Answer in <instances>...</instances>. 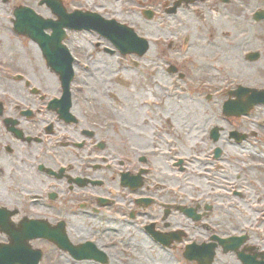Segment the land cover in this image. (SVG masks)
Returning <instances> with one entry per match:
<instances>
[{
    "label": "flooded vegetation",
    "instance_id": "obj_1",
    "mask_svg": "<svg viewBox=\"0 0 264 264\" xmlns=\"http://www.w3.org/2000/svg\"><path fill=\"white\" fill-rule=\"evenodd\" d=\"M177 1L158 0L159 13L174 19L181 9L208 3L207 11L219 9L230 22L221 34L248 29L253 48L242 59L264 66V0H191L174 7ZM8 3L0 0V12ZM28 7L54 20L44 0ZM81 70L77 76L73 66L67 96L52 66L0 63V244L17 236L40 250L39 264L61 256L83 264H264V201L251 186L264 174V161L232 158L229 165L224 158L226 147L241 156L243 134H255L179 121L170 101L158 114L154 97L122 109L107 84L96 94V67ZM177 71L167 69L180 80L186 76ZM113 82L129 87L118 75ZM87 87L91 93L81 95ZM227 195L240 207H222ZM245 197H255L250 207ZM246 211L252 221H244ZM43 230L63 249L41 237Z\"/></svg>",
    "mask_w": 264,
    "mask_h": 264
},
{
    "label": "rangeland",
    "instance_id": "obj_2",
    "mask_svg": "<svg viewBox=\"0 0 264 264\" xmlns=\"http://www.w3.org/2000/svg\"><path fill=\"white\" fill-rule=\"evenodd\" d=\"M36 1L10 0L8 4L2 5V66H15L17 69L46 66L34 45L25 38L16 37L10 29L12 7L18 4L35 7ZM63 1L68 10H89L130 26L137 35L149 42V48L141 56L122 55L94 31L69 32L65 43L75 59L73 66H76V75H81L83 66L97 68L94 75L96 94L102 96V88L107 84L111 88L110 92H118L120 95L122 109L132 108V104L140 107V99L154 97L153 102L158 103V114L169 110L167 103L170 101L179 121L187 120L196 127H238L246 132H254L255 136L242 142L247 150H242L241 156L236 157L233 149L226 147L224 158L229 165L232 158L243 162L250 158L264 161V105L255 106L248 115L240 118L224 119L221 114V105L228 97L227 91L234 90L238 85L264 88V66H261V61L253 65L242 59V55L253 48L248 29L239 35L221 34L220 30L228 27L230 22L221 20L224 15L218 8V12L207 11L205 6L208 3L196 5L195 11L181 9L173 19L172 16L159 13L158 0ZM145 10H151L153 15L145 18L142 14ZM241 36L246 38H240ZM170 65L177 68V73L186 76L180 80L176 73L167 72ZM116 75L129 81V87H117L113 82ZM157 87L163 91H159ZM89 93L91 92L87 87L82 89L81 95ZM169 108L173 107L170 105ZM245 177L252 178V174L248 173ZM227 184H232L228 187H237L232 181ZM225 186L226 181L223 182V187ZM251 186L259 199L264 201V174L259 173L255 184ZM249 198H244V207H250L255 200V197L252 201ZM234 200L236 199L232 200L227 195L222 199V207H240L239 202ZM246 213L243 216L244 221H252V215L247 211ZM43 264L83 263H73L61 256L53 262L47 261Z\"/></svg>",
    "mask_w": 264,
    "mask_h": 264
},
{
    "label": "water",
    "instance_id": "obj_3",
    "mask_svg": "<svg viewBox=\"0 0 264 264\" xmlns=\"http://www.w3.org/2000/svg\"><path fill=\"white\" fill-rule=\"evenodd\" d=\"M47 3L58 16V20L51 24L53 29L51 36L47 37L41 32L37 18L25 7L15 9L13 29L16 33L25 34L38 41L47 65L62 74L67 72V80L71 75L70 66L73 58L68 50L60 45L63 36L61 28L64 26L71 29H93L105 36L122 54L142 55L148 48L146 40L136 36L131 28L114 20H106L96 13L78 10L67 14L61 9L59 2L47 0ZM234 94L237 99L227 101L223 105V110L228 114L237 116L246 114L254 105L264 104V89L239 88ZM1 110L0 104V113ZM38 260L39 254L28 250L19 240L5 247L0 246V264H37Z\"/></svg>",
    "mask_w": 264,
    "mask_h": 264
}]
</instances>
